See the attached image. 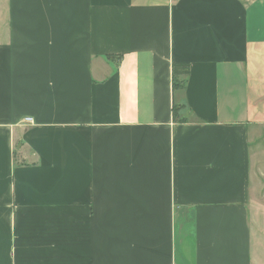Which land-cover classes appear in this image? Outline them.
Wrapping results in <instances>:
<instances>
[{"label":"crops","instance_id":"obj_1","mask_svg":"<svg viewBox=\"0 0 264 264\" xmlns=\"http://www.w3.org/2000/svg\"><path fill=\"white\" fill-rule=\"evenodd\" d=\"M0 264H264V0H0Z\"/></svg>","mask_w":264,"mask_h":264},{"label":"trees","instance_id":"obj_2","mask_svg":"<svg viewBox=\"0 0 264 264\" xmlns=\"http://www.w3.org/2000/svg\"><path fill=\"white\" fill-rule=\"evenodd\" d=\"M189 75V65L184 63H176L173 66V89L177 91L178 89H182L185 87V78ZM181 109L180 106L174 105L173 107V115L177 116L178 110Z\"/></svg>","mask_w":264,"mask_h":264},{"label":"rangeland","instance_id":"obj_3","mask_svg":"<svg viewBox=\"0 0 264 264\" xmlns=\"http://www.w3.org/2000/svg\"><path fill=\"white\" fill-rule=\"evenodd\" d=\"M18 162H19V158H17L16 165H15L16 167H19V163ZM24 166H28V165H24Z\"/></svg>","mask_w":264,"mask_h":264},{"label":"built area","instance_id":"obj_4","mask_svg":"<svg viewBox=\"0 0 264 264\" xmlns=\"http://www.w3.org/2000/svg\"><path fill=\"white\" fill-rule=\"evenodd\" d=\"M27 122H31L32 120L31 119H26Z\"/></svg>","mask_w":264,"mask_h":264}]
</instances>
